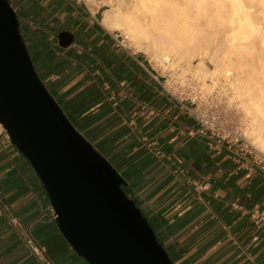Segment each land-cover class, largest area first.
<instances>
[{"label":"crops","instance_id":"1","mask_svg":"<svg viewBox=\"0 0 264 264\" xmlns=\"http://www.w3.org/2000/svg\"><path fill=\"white\" fill-rule=\"evenodd\" d=\"M42 81L77 131L125 182V191L174 264H264V171L238 151L209 147L170 98L146 53L131 51L66 0H11ZM74 34L67 48L58 33ZM6 208V213L2 208ZM31 163L0 139V264H88L62 234ZM8 216L17 219L19 230Z\"/></svg>","mask_w":264,"mask_h":264},{"label":"water","instance_id":"2","mask_svg":"<svg viewBox=\"0 0 264 264\" xmlns=\"http://www.w3.org/2000/svg\"><path fill=\"white\" fill-rule=\"evenodd\" d=\"M67 48L74 34L62 31ZM0 123L31 163L59 228L88 264H174L125 182L39 78L9 0H0Z\"/></svg>","mask_w":264,"mask_h":264},{"label":"bare ground","instance_id":"3","mask_svg":"<svg viewBox=\"0 0 264 264\" xmlns=\"http://www.w3.org/2000/svg\"><path fill=\"white\" fill-rule=\"evenodd\" d=\"M116 5L104 11L101 25L119 32L124 45L130 42L150 54L182 82L191 75L205 87L207 75L212 82L224 78L249 117L248 145L264 154V0H133L127 8ZM207 60L214 70L207 68Z\"/></svg>","mask_w":264,"mask_h":264},{"label":"built area","instance_id":"4","mask_svg":"<svg viewBox=\"0 0 264 264\" xmlns=\"http://www.w3.org/2000/svg\"><path fill=\"white\" fill-rule=\"evenodd\" d=\"M71 3L74 7L79 8L84 13L90 15L96 19L97 15H103L104 11L110 9L112 6H116L117 3H120L124 6L127 5L128 0H66ZM118 39H116L118 44H121L120 35L117 34ZM163 78V77H162ZM167 80L163 79V84L166 85ZM170 98L175 101L181 111L187 115L189 118L196 121L199 125V133L208 139L209 147L213 150H216L218 153H221L222 148L232 149L238 151L239 154L248 158L247 168L249 170H254L255 168L261 169L264 171V154L249 146L248 144L241 147L238 146L240 142H243L244 139L241 135H237L233 138L230 137V134H226L221 125L218 124L215 117H211L208 113V105L205 101H202L198 96H187L184 95H175L171 91L168 92ZM223 130V133L218 132L217 128ZM5 135L7 139L9 137L8 133L0 123V139ZM3 213H6V208L1 209ZM52 213L56 217L55 210L51 208ZM252 223L256 226H261L264 228V209H255L247 213ZM9 223L12 227L19 230L20 224L16 218L8 216ZM23 240L25 244L32 250L35 256L43 262V264H54L53 261L47 258L45 250L31 237V235H24Z\"/></svg>","mask_w":264,"mask_h":264},{"label":"rangeland","instance_id":"5","mask_svg":"<svg viewBox=\"0 0 264 264\" xmlns=\"http://www.w3.org/2000/svg\"><path fill=\"white\" fill-rule=\"evenodd\" d=\"M132 2L133 0H128V3L126 6L129 7V5ZM122 6L124 8H127L124 5ZM96 17L99 20V22H101V18L103 17V15H97ZM115 34L120 35V38H119L120 41L125 40L124 37L119 32H114V35ZM129 43L130 42L125 43L126 48L130 49L131 51H135V52L142 51V50H137V48L132 43L130 44ZM26 46H27L31 59L33 60L32 51L27 44ZM141 53H144V52L142 51ZM146 55L147 57H149V59H151L150 61H153L151 63L153 64L154 67L156 66L155 69L162 75L163 79L170 81L169 86L167 87L169 91H171L172 93H175V95L177 96L181 94L184 95L183 97H187L191 95L198 96L200 100L205 101L207 103L209 115L211 117H215L218 124L221 125L222 128H224L223 130L226 132V134H230L231 138L237 135H241L243 137L244 141L238 144L239 147L248 144L249 137L247 136L246 130L250 127L249 117L245 114L243 108L238 102V99L233 98V90L230 88L229 84L225 83L224 78H220L219 80L215 79L217 81V83H215L216 81L212 82L214 79L210 75H207V78H205V80L203 79V81L206 83L205 87L201 86L203 85V82H198L196 79L191 77V75H187V80L185 82H182V80L181 81L178 80V74H174V72L173 71L170 72V70H167V71L163 70L158 64H156V62L154 61V59L151 57L150 54L146 53ZM197 62L198 61L196 60L194 61L195 64ZM206 66L210 70L215 69L214 64L210 62L209 60H207ZM34 67H35V70L39 78L41 79V75L38 72L36 65H34ZM217 129H218V132L223 133V130L220 128V126Z\"/></svg>","mask_w":264,"mask_h":264},{"label":"trees","instance_id":"6","mask_svg":"<svg viewBox=\"0 0 264 264\" xmlns=\"http://www.w3.org/2000/svg\"><path fill=\"white\" fill-rule=\"evenodd\" d=\"M9 2L11 3V0H9ZM17 15H18V14H17ZM18 17H19V15H18ZM19 18H20V17H19ZM20 31H21V29H20ZM21 34H22V32H21ZM22 36H23V34H22ZM23 39H25L24 36H23ZM24 41H25V40H24ZM25 43H26V42H25ZM32 61H33V60H32ZM33 64L36 65L34 61H33Z\"/></svg>","mask_w":264,"mask_h":264}]
</instances>
